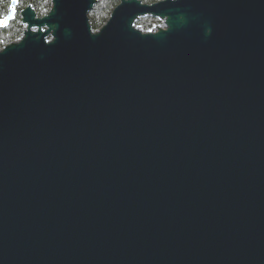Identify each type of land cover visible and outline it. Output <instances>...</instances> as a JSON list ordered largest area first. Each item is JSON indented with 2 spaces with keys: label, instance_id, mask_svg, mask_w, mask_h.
Returning <instances> with one entry per match:
<instances>
[{
  "label": "water",
  "instance_id": "obj_1",
  "mask_svg": "<svg viewBox=\"0 0 264 264\" xmlns=\"http://www.w3.org/2000/svg\"><path fill=\"white\" fill-rule=\"evenodd\" d=\"M95 4L0 49V264H264V0Z\"/></svg>",
  "mask_w": 264,
  "mask_h": 264
},
{
  "label": "trees",
  "instance_id": "obj_2",
  "mask_svg": "<svg viewBox=\"0 0 264 264\" xmlns=\"http://www.w3.org/2000/svg\"><path fill=\"white\" fill-rule=\"evenodd\" d=\"M144 2H146V0H144ZM117 3L118 0H97L94 9L88 15L93 30H98L106 22L110 12ZM29 5L35 10L38 17H42L49 11L50 1L19 0L13 19L6 27H0V49L11 42L17 41L22 36L24 26L21 24V17L19 13ZM9 8L10 0H0V20H3V18L7 15ZM151 27L152 24L143 26V28L146 30L150 29Z\"/></svg>",
  "mask_w": 264,
  "mask_h": 264
},
{
  "label": "flooded vegetation",
  "instance_id": "obj_3",
  "mask_svg": "<svg viewBox=\"0 0 264 264\" xmlns=\"http://www.w3.org/2000/svg\"><path fill=\"white\" fill-rule=\"evenodd\" d=\"M50 1V0H49ZM142 1V3H145V4H153V3H157V2H160V1H162V0H151V2H150V0H146V2H144V0H141ZM149 1V2H148ZM96 3H97V0H96ZM120 3V0H118V3L113 7V9H112V11L114 10V8L118 5ZM95 6V5H94ZM94 6H93V9H94ZM92 9V10H93ZM91 10V11H92ZM90 11V12H91ZM112 11L110 12V14L112 13ZM89 12V13H90ZM110 14H109V17H110ZM89 15V14H88ZM108 17V18H109ZM89 18V17H88ZM108 18L106 19V21L108 20ZM144 18H146V17H144ZM151 17H149V19H150ZM150 24H152V27L150 28V29H148V30H146V31H152V30H154V29H156V28H158V27H161L162 26V21L161 20H159V19H157V18H151V20H150Z\"/></svg>",
  "mask_w": 264,
  "mask_h": 264
},
{
  "label": "rangeland",
  "instance_id": "obj_4",
  "mask_svg": "<svg viewBox=\"0 0 264 264\" xmlns=\"http://www.w3.org/2000/svg\"><path fill=\"white\" fill-rule=\"evenodd\" d=\"M150 20L151 18L149 19V17L142 18L138 20V22L136 23V27L142 31H146V29H144L143 26L150 24L151 23ZM139 25H141L142 27Z\"/></svg>",
  "mask_w": 264,
  "mask_h": 264
},
{
  "label": "snow or ice",
  "instance_id": "obj_5",
  "mask_svg": "<svg viewBox=\"0 0 264 264\" xmlns=\"http://www.w3.org/2000/svg\"><path fill=\"white\" fill-rule=\"evenodd\" d=\"M12 2H13V3H16L17 0H12ZM3 23H4L3 20H0V25H2Z\"/></svg>",
  "mask_w": 264,
  "mask_h": 264
},
{
  "label": "bare ground",
  "instance_id": "obj_6",
  "mask_svg": "<svg viewBox=\"0 0 264 264\" xmlns=\"http://www.w3.org/2000/svg\"><path fill=\"white\" fill-rule=\"evenodd\" d=\"M24 4V3H23ZM50 9V8H49Z\"/></svg>",
  "mask_w": 264,
  "mask_h": 264
}]
</instances>
